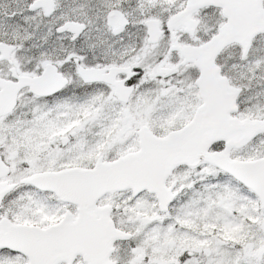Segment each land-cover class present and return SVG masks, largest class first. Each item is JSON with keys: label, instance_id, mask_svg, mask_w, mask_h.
<instances>
[{"label": "snow or ice", "instance_id": "6c2138e0", "mask_svg": "<svg viewBox=\"0 0 264 264\" xmlns=\"http://www.w3.org/2000/svg\"><path fill=\"white\" fill-rule=\"evenodd\" d=\"M0 264H264V0H0Z\"/></svg>", "mask_w": 264, "mask_h": 264}]
</instances>
